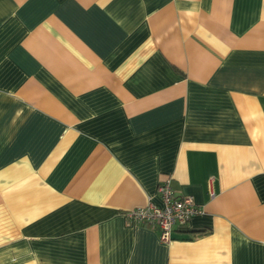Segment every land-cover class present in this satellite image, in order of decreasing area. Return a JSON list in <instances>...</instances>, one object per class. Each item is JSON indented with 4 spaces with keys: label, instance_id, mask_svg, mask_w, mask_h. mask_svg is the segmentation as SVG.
Returning <instances> with one entry per match:
<instances>
[{
    "label": "crops",
    "instance_id": "obj_1",
    "mask_svg": "<svg viewBox=\"0 0 264 264\" xmlns=\"http://www.w3.org/2000/svg\"><path fill=\"white\" fill-rule=\"evenodd\" d=\"M0 264H264V0H0Z\"/></svg>",
    "mask_w": 264,
    "mask_h": 264
},
{
    "label": "built area",
    "instance_id": "obj_2",
    "mask_svg": "<svg viewBox=\"0 0 264 264\" xmlns=\"http://www.w3.org/2000/svg\"><path fill=\"white\" fill-rule=\"evenodd\" d=\"M170 178L163 180L158 186L162 205L149 204L125 212L129 221L150 225L159 232V239L164 243L172 240L175 226L185 225L192 216L201 212L191 196H176L171 189Z\"/></svg>",
    "mask_w": 264,
    "mask_h": 264
}]
</instances>
